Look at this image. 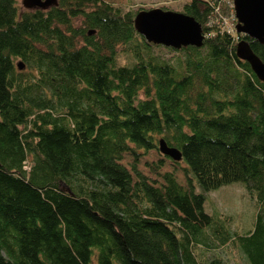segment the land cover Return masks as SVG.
<instances>
[{
	"label": "trees",
	"instance_id": "1",
	"mask_svg": "<svg viewBox=\"0 0 264 264\" xmlns=\"http://www.w3.org/2000/svg\"><path fill=\"white\" fill-rule=\"evenodd\" d=\"M56 1L0 0V264H202L193 247L209 236L264 264V83L236 57L245 41L264 64V45L205 27L217 0H191L183 14L204 43L172 50L176 67L136 33L139 12ZM159 137L180 151L188 190L120 164ZM236 183L259 205L244 236L204 212V193Z\"/></svg>",
	"mask_w": 264,
	"mask_h": 264
},
{
	"label": "rangeland",
	"instance_id": "2",
	"mask_svg": "<svg viewBox=\"0 0 264 264\" xmlns=\"http://www.w3.org/2000/svg\"><path fill=\"white\" fill-rule=\"evenodd\" d=\"M22 1L16 0L17 6L20 11H25ZM101 1L119 8L122 12L131 11L137 13L159 9L182 14L183 6L191 2V0L174 2L171 0ZM211 4L214 6V10L210 15L209 23L205 27L227 29L234 24L231 11L227 8L225 0L213 1ZM75 24L77 26V22ZM150 52L154 57L171 63L176 67L178 62L184 57L181 53H176L161 46L151 45ZM131 63V58L124 54V50H121L117 65L128 66ZM162 139V137L158 138V140ZM120 164L130 172L133 180H135L133 172V168H135L136 172L145 177L154 187L162 185V175L165 173L171 174L185 190H188L187 180L192 179L191 174L182 161L173 162L169 158L162 156L158 150H152L146 154L138 151L137 157H133L129 153L123 154ZM28 168V163H25L24 169L28 171ZM191 183L194 185V192L201 193L195 182L191 181ZM204 197V212L209 216L223 220L231 235L244 236L252 230L256 214L259 211V205L255 196L250 194L242 184L236 183L221 187L215 191L204 193ZM193 253L202 264L214 258L220 259L227 264H248L242 252L233 242L220 245L210 236L205 245L194 246Z\"/></svg>",
	"mask_w": 264,
	"mask_h": 264
},
{
	"label": "water",
	"instance_id": "3",
	"mask_svg": "<svg viewBox=\"0 0 264 264\" xmlns=\"http://www.w3.org/2000/svg\"><path fill=\"white\" fill-rule=\"evenodd\" d=\"M56 5V0L22 1V6L27 11L47 10ZM233 12L236 20V34L264 45V0H233ZM133 24L136 33L147 44L153 46L179 51L187 47L200 49L204 43L200 24L182 13L159 9L142 11L135 15ZM236 57L246 62L256 79L264 83V64L252 53L245 41L237 43ZM17 69L22 71L24 67L18 63ZM158 151L173 162H179L182 159L180 151L168 147L163 140L158 143Z\"/></svg>",
	"mask_w": 264,
	"mask_h": 264
},
{
	"label": "built area",
	"instance_id": "4",
	"mask_svg": "<svg viewBox=\"0 0 264 264\" xmlns=\"http://www.w3.org/2000/svg\"><path fill=\"white\" fill-rule=\"evenodd\" d=\"M225 3L227 5V8L231 11V15H232V20L234 22L233 25L229 26V28L227 29H221L219 28L220 32L221 33H226V34H229L231 35L232 37H236V31H235V23H236V20H235V17H234V12H233V0H225Z\"/></svg>",
	"mask_w": 264,
	"mask_h": 264
}]
</instances>
